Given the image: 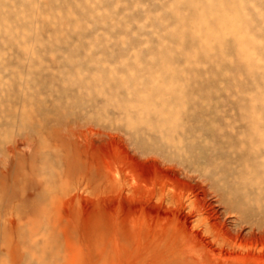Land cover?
Returning <instances> with one entry per match:
<instances>
[{
    "label": "rangeland",
    "instance_id": "obj_1",
    "mask_svg": "<svg viewBox=\"0 0 264 264\" xmlns=\"http://www.w3.org/2000/svg\"><path fill=\"white\" fill-rule=\"evenodd\" d=\"M260 139L264 0H0V264H264Z\"/></svg>",
    "mask_w": 264,
    "mask_h": 264
},
{
    "label": "bare ground",
    "instance_id": "obj_2",
    "mask_svg": "<svg viewBox=\"0 0 264 264\" xmlns=\"http://www.w3.org/2000/svg\"><path fill=\"white\" fill-rule=\"evenodd\" d=\"M165 117H163V119H164ZM167 120V119H166ZM163 122V121H162ZM168 122H169V120H168ZM160 124V123H159ZM173 124V123H172ZM145 125V124H144ZM151 125V124H150ZM162 127V126H161ZM97 129V128H96ZM156 129H158V128H156ZM168 131V130H167ZM160 132H161V130H160ZM88 135H90V136H94V135H100L99 133H94L92 130H88ZM72 136L74 137V134L72 133ZM92 136V137H93ZM103 136V135H102ZM79 137V136H78ZM81 138H82V136H81ZM88 138V137H87ZM102 138V137H101ZM92 139V138H91ZM109 140V139H108ZM85 142H87V141H85ZM111 143V142H110ZM257 148H258V150L260 149V151L263 153V162H262V164H261V167L260 166H258V169H257V166L254 168V171L252 172V175H253V181L252 182H254V186H256V185H258V184H260V185H263V188H262V197L264 198V139H260L258 142H257ZM144 152H143V154L144 155H153L154 157L152 158H150V160H147V162H146V164H140V162H138V159H136L135 157H132V156H129L128 157V160H126L127 162L126 163H124V165H125V169H124V171L127 173V171H128V177H131V178H133V176L136 174L137 175V171L139 170V168L138 167H140L141 165L143 166V167H150V166H154L155 167V169L156 168H159V167H161L162 165L161 164H163V166L164 167H161V168H164V171L166 172V174L169 176V177H171V178H174V179H179L180 177H181V175H182V172L183 171H188L189 172V169L186 167V168H184L181 164H178L177 163V161H175V160H173L171 157H168V156H166V155H164L162 152H158V151H156V150H151L150 148L149 149H144L143 150ZM157 158H156V157ZM260 156H262L261 154H260ZM146 157V156H145ZM72 160V159H71ZM166 164H168V165H166ZM140 165V166H139ZM180 168H179V167ZM166 167V168H165ZM77 168V167H76ZM79 168H81L80 166H79ZM180 170H183V171H179V169ZM146 169V168H145ZM148 169V168H147ZM82 170V169H81ZM80 170V171H81ZM163 170V169H162ZM148 171V170H147ZM82 172V171H81ZM191 172V171H190ZM192 173V172H191ZM193 174V173H192ZM84 175H86V174H84ZM88 176V175H87ZM84 177V176H83ZM82 177V178H83ZM136 177V176H135ZM134 177V178H135ZM87 178V180H88V177H86ZM85 178V179H86ZM135 180V179H134ZM89 181V180H88ZM169 182V181H168ZM112 183V182H111ZM171 195V194H170ZM199 196V194L197 193V194H195L194 196H193V199L194 198H197ZM204 196V195H203ZM173 197V196H172ZM175 198V197H174ZM174 198H172V200L174 199ZM205 200V199H204ZM227 200V199H226ZM195 201V200H194ZM226 202V201H225ZM224 202V203H225ZM210 208H212V207H210ZM209 208V209H210ZM216 208V207H215ZM203 209V208H202ZM200 212H201V210H200ZM224 213H227V214H229V215H231L232 216V219H230V221L228 222L227 220L228 219H223V220H221L220 219V223H217L215 220L217 219V220H219V218H220V216H221V213L219 212V210L218 209H214L213 208V210H208V209H205L203 212H202V214H200L199 216H204L203 217V219L205 220L204 222H206V223H209L211 220H214V221H212L211 222V224H210V228L215 232V233H217V232H222V233H225L224 231L225 230H229V229H231V227H234V229H235V233H236V237H242L243 236V238H244V236H249V237H251V238H258V239H260V240H263L264 239V208H263V210L261 211V213H260V217H261V219H259V220H256V221H248L247 219H245V218H243L242 216H241V214H240V212L238 211V210H234V208H233V210H231V209H227V210H225V212H223V215H224ZM243 214V213H242ZM246 217V216H245ZM224 218H225V216H224ZM205 223V225H207ZM165 228V227H164ZM177 230V229H176ZM245 231V232H244ZM200 230L199 231H197V233H194L193 234V237H195V238H197L198 237V235L200 234ZM170 233V232H169ZM173 233V232H172ZM172 233H170V235L172 234ZM228 232H226L225 234H227ZM163 234V233H162ZM218 234V233H217ZM220 234V233H219ZM164 235H165V239H168V240H170L169 242L170 243H168V244H171V242L173 241H171V238L170 237H168V234H166V233H164ZM163 235V236H164ZM176 235V234H175ZM178 235H180V234H178ZM178 235H176L175 237H176V240L178 239L177 238V236ZM171 236H173V235H171ZM185 236V235H184ZM184 236L183 235H180V239H178L179 241H186V239L184 238ZM200 236H202V235H200ZM199 236V237H200ZM174 237V236H173ZM175 237L173 238V239H175ZM192 237V238H193ZM205 238V237H204ZM197 239H199V238H197ZM238 239V238H237ZM158 240V239H157ZM167 240V241H168ZM247 240V239H246ZM162 241H165V240H162ZM199 241H201V243L202 244H198V245H200V246H198L199 248H196V249H198V250H196L198 253H200V254H198L196 257L198 258V256H199V258L200 257H202V253H204V254H210V253H213V248L210 246V242L209 241H207L206 239H203V237H200V239H199ZM176 242V241H175ZM173 243V242H172ZM184 243L185 242H183V245H184ZM188 243V242H187ZM165 244V243H164ZM181 244H182V242H181ZM186 244V243H185ZM258 244V243H257ZM182 245V246H183ZM189 245V244H188ZM187 245V246H188ZM195 245V244H194ZM170 246V245H169ZM169 246H168V248H169ZM185 246V245H184ZM190 246V245H189ZM176 247V246H175ZM186 247V246H185ZM190 247H192V245L190 246ZM190 247H187L189 250H190ZM186 248V249H187ZM193 248L194 249H191V250H193V252L195 251V246H193ZM170 249V248H169ZM183 249V248H182ZM187 249V250H188ZM171 250V249H170ZM188 250V251H189ZM184 251V250H183ZM195 251V252H196ZM241 251V250H240ZM169 252V251H168ZM186 252V251H185ZM194 252V253H195ZM196 252V253H197ZM175 253V252H174ZM227 253V255L229 254H231V253H228V252H226ZM233 254V253H232ZM239 254V253H238ZM250 254V252H244L242 255H238V257H241V259L242 258H244V257H246V256H248ZM253 254V253H252ZM190 255V254H189ZM256 256L258 255V256H261L262 255V253H257V254H255ZM193 256V255H192ZM231 256V255H230ZM264 256V255H263ZM236 257H237V255H236ZM252 258H253V256H252ZM251 258V259H252ZM263 258V257H262ZM233 259V258H232ZM247 259V258H246ZM180 260V259H179ZM257 260V259H256ZM218 263V262H217ZM219 264V263H218ZM221 264V263H220ZM224 264V263H223Z\"/></svg>",
    "mask_w": 264,
    "mask_h": 264
}]
</instances>
